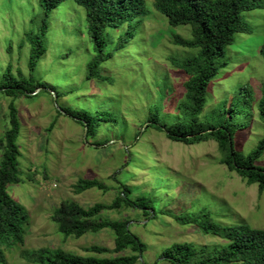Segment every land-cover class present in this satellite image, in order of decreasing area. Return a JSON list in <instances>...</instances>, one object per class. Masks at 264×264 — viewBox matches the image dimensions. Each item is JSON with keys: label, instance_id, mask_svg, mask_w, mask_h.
Wrapping results in <instances>:
<instances>
[{"label": "rangeland", "instance_id": "1", "mask_svg": "<svg viewBox=\"0 0 264 264\" xmlns=\"http://www.w3.org/2000/svg\"><path fill=\"white\" fill-rule=\"evenodd\" d=\"M143 1L147 13L105 28L103 51L111 55L99 65L102 77L86 76V62L93 56L86 10L75 0H62L50 11L43 35L45 51L32 71L45 90L14 101L20 121L17 143L22 180L9 184L7 190L25 206L28 220L23 243L4 247V264H28L21 251L43 246L82 255L88 254L84 247L92 244L112 248L110 230L64 236L51 214L65 199L83 207L111 203L120 183L131 189L132 197L148 196L154 217L125 207L103 209L101 214L131 219L130 231L146 245L145 264H172L161 252L173 242L191 244L197 257L225 244L196 225L177 222L175 217L183 213L207 212L226 225L264 229V189L221 163L215 140L187 144L148 126L158 112L167 124L179 119L176 105L185 92L184 74L169 57L193 51L172 43L176 33L190 37V27L169 25L152 0ZM43 11L40 0H0V77L8 64L13 74L19 69L29 75L30 36L40 32ZM245 18L251 30L239 33L230 47L227 65L212 78L199 117L205 124L218 122L223 102L243 85L250 89L251 115L239 114L243 126L235 130L236 149L243 154L256 146L264 131L257 109L264 83V56L259 52L264 42V0L261 7L247 10ZM128 28L135 36L116 48ZM9 100L0 92V136L6 128ZM80 108L93 115L109 111L112 120L100 121L96 134L87 138L84 125L73 115ZM255 164L264 167V152ZM80 178H97L109 188L76 192L74 185Z\"/></svg>", "mask_w": 264, "mask_h": 264}, {"label": "trees", "instance_id": "2", "mask_svg": "<svg viewBox=\"0 0 264 264\" xmlns=\"http://www.w3.org/2000/svg\"><path fill=\"white\" fill-rule=\"evenodd\" d=\"M62 0H40L44 9L40 32L30 36L32 52L28 62L29 75L19 69L11 72L8 64L0 77V92L10 100L7 104L6 128L0 136V264L5 263L4 247L23 243L28 213L25 206L12 198L7 187L19 183L21 170L18 158L20 149L17 136L20 130L18 109L15 98L20 95L30 96L45 90V84L37 80L32 71L37 59L44 53V30L49 13ZM86 10L87 30L92 42L93 56L86 62L87 78L102 77L99 65L110 57L103 46L107 41L106 27H116L125 21H131L139 14L148 12L143 0H75ZM263 0H152V6L163 13L169 25L185 24L190 27V37L174 34L172 43L191 49L193 52L184 57L170 56V62L182 69L184 74L183 99L177 101L179 119L167 124L160 114L151 120L148 126L159 129L174 141L187 144L213 139L217 142L222 156L220 162L229 170L235 171L247 183H256L259 190L264 189V167L255 164V160L264 152V131L262 138L247 154L236 149L235 130L243 126L237 119L239 114L252 111V92L245 85L235 92L231 100L224 101L219 111V121L205 124L199 120L206 102V92L212 78L221 67L227 65L230 47L238 40L239 33H248L250 23L245 18L247 10L261 7ZM135 36L128 28L120 37L124 41ZM264 56V42L259 49ZM257 109L264 125V83ZM58 112V111H57ZM77 121L86 126V137L96 134L102 120H112L109 111L101 110L95 115L91 111L75 109ZM52 123L49 125L51 128ZM97 144H101L100 142ZM76 192L90 188L107 190V186L97 178H80L74 185ZM131 189L119 184V191L111 203L96 202L83 207L71 199L62 200L51 214V220L64 236L80 237L87 232L108 229L113 235L114 245L108 248L99 244L84 247L88 254L82 255L65 251L62 248L38 247L23 249L22 256L28 264H145L142 260L146 245L127 224L131 219L104 217L103 209L121 207L140 209L145 217L153 215L152 200L143 194L132 197ZM180 224H193L204 233H211L225 240L215 252L199 257L186 242H173L162 252L172 264H264V229L245 224L226 225L215 221L209 213L180 214L175 217ZM128 251L127 253H121ZM110 253L109 255H97ZM114 253V254H112Z\"/></svg>", "mask_w": 264, "mask_h": 264}, {"label": "water", "instance_id": "3", "mask_svg": "<svg viewBox=\"0 0 264 264\" xmlns=\"http://www.w3.org/2000/svg\"><path fill=\"white\" fill-rule=\"evenodd\" d=\"M39 89L40 88H36L33 92H32V94H34V93H36L37 91H39ZM58 109H59V107L58 106H56ZM84 130H85V133H86V126H84ZM130 222V221H129ZM129 225V223L127 224V226Z\"/></svg>", "mask_w": 264, "mask_h": 264}]
</instances>
